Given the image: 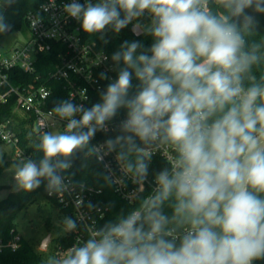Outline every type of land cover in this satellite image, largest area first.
Returning <instances> with one entry per match:
<instances>
[{
    "label": "clouds",
    "instance_id": "clouds-1",
    "mask_svg": "<svg viewBox=\"0 0 264 264\" xmlns=\"http://www.w3.org/2000/svg\"><path fill=\"white\" fill-rule=\"evenodd\" d=\"M63 10L105 43L108 29L129 25L152 43L120 44L111 56L116 77L100 74L109 83L99 102L54 106L66 129L43 132L35 145L42 158L16 165L15 188L28 193L46 182L49 194L64 192L70 158L121 110L107 151L119 149L138 184L147 183L153 155L166 164L138 207L43 264L264 261V0H71ZM10 28L0 13V33ZM63 224L77 227L70 217Z\"/></svg>",
    "mask_w": 264,
    "mask_h": 264
},
{
    "label": "built area",
    "instance_id": "built-area-1",
    "mask_svg": "<svg viewBox=\"0 0 264 264\" xmlns=\"http://www.w3.org/2000/svg\"><path fill=\"white\" fill-rule=\"evenodd\" d=\"M69 2L71 0H44L36 9L29 11L25 18L30 33L26 42L3 46L0 39V106L6 104L15 95L17 110L33 116V129L40 136L43 132L53 129L64 131L67 121L60 120L52 112L54 107H49L54 99L50 85L41 82L39 76L27 83L21 81L20 84H14L11 78L13 69L33 73L39 55L51 43L60 44L57 51L59 61L49 75L51 78L65 82L67 94L63 100L83 104L86 108L94 104L95 96L109 82V80H102L100 74L106 73L109 79H114L116 73L108 53L99 47L97 41L85 39L79 21L64 12L63 6ZM79 2L84 3L85 0H79ZM92 2L95 3L97 0ZM104 57H107V60ZM76 118L78 119L79 116ZM124 118L125 114H119L108 123L106 130L99 132L117 131V126ZM106 140L100 139L94 145L93 152L115 186V190L128 202L134 203L139 200L137 197L141 198L146 188L155 187L154 175L149 173L147 183L134 182L132 175L126 172L125 162L117 159L118 150L107 151ZM0 142L14 148L18 156L27 157L20 147L19 134L10 125V121L1 116V113ZM155 155L163 158L160 153ZM63 175L66 190L60 194H49V196H54L62 207L71 208L73 216L82 221L88 231L97 228L89 204L93 194L101 190H95L85 184L78 185L67 174L63 173ZM103 214L104 212L101 211L100 217ZM22 238L23 235L16 227H13L8 240L4 241L0 238V249L10 247L16 250ZM62 255L63 253L60 254Z\"/></svg>",
    "mask_w": 264,
    "mask_h": 264
},
{
    "label": "trees",
    "instance_id": "trees-1",
    "mask_svg": "<svg viewBox=\"0 0 264 264\" xmlns=\"http://www.w3.org/2000/svg\"><path fill=\"white\" fill-rule=\"evenodd\" d=\"M43 1L44 0H13V3L9 6L3 5L2 0H0V13L6 17V22L11 25L10 31H12L15 28L21 27L23 24L27 25L25 19L27 13L36 9ZM261 23L264 24V17L261 18ZM6 33L7 32L0 33V39ZM83 35L87 40L97 41L99 47L107 52L110 57L115 51L119 50V46L124 40L141 39L145 45H150L152 43L150 37L134 36L131 31V25L121 30L120 33H114L111 29H108L105 34L107 43L100 38L99 34L93 35L83 32ZM60 46L61 45L58 43H51V45L39 55L36 62V69L33 73H26L19 69H13L11 71V78L14 84H20L21 81L27 83L36 76H39L41 82L50 85L53 89L54 99L49 104V107H54L59 102L63 101L67 94L65 82L63 80L51 78L49 75L59 61L57 51ZM95 97L93 103L99 102V93ZM0 113L4 119L10 121V125L19 134L20 147L23 149L24 154L27 155V158L39 162L42 158V153L36 149L35 145L39 143L40 135L33 129V116H29L17 110L15 95H13L6 104L0 106ZM119 114H125L124 110H121ZM117 134L118 130L114 132L98 131L84 149L77 150L73 154L70 158V167L63 171L74 183L78 185L85 184L86 186L93 187L95 190H101V192L93 194L90 203L92 206H89L92 217L96 220L97 228L110 220H115L118 215L123 214L126 216L134 208L138 207L140 200L152 191L150 187L146 188L141 198L131 203L115 190V186L103 169L101 163L97 160L93 149L94 145L100 139L114 138ZM117 150L119 151V149ZM165 164L166 161L164 158L160 155H153L149 173L154 175V172L159 171ZM6 165L7 163L0 165V173ZM3 188L4 185L0 184V190ZM38 194L45 195L51 203L58 208L63 221L65 217H70L77 225L74 231H66L64 235L56 238L54 256L59 257L61 253H64L65 250L69 249L74 244L81 242L82 239H87L89 234L88 228L82 221L77 220L73 216L71 208L62 207L54 196H49L46 182L42 183L38 189L32 192L25 193L19 190H13L10 191L5 198L0 199V238L6 241L11 237V229L16 227L15 219L17 214L27 205L35 202ZM98 208H100V210H98ZM101 211H103L104 214L100 217ZM165 212L170 215L171 209L165 206ZM44 261L43 256L38 253L33 245L24 237L16 250L10 247L0 249V264H43ZM254 264H264V261H256Z\"/></svg>",
    "mask_w": 264,
    "mask_h": 264
},
{
    "label": "rangeland",
    "instance_id": "rangeland-1",
    "mask_svg": "<svg viewBox=\"0 0 264 264\" xmlns=\"http://www.w3.org/2000/svg\"><path fill=\"white\" fill-rule=\"evenodd\" d=\"M29 34L28 26L23 24L10 33H6L1 38V43L3 46L20 44L28 40ZM58 131L52 130V132ZM26 159H28L26 156H18L11 146L0 142V161H2L0 165L7 163L0 173V184L4 185V188L0 190V199L5 198L10 191L17 190L14 181L16 165ZM15 223L18 231L43 256L44 260L49 255L54 256L56 238L66 233L58 208L43 194H38L35 202L27 205L17 214ZM49 234L52 236L49 247L42 249L40 245Z\"/></svg>",
    "mask_w": 264,
    "mask_h": 264
},
{
    "label": "water",
    "instance_id": "water-1",
    "mask_svg": "<svg viewBox=\"0 0 264 264\" xmlns=\"http://www.w3.org/2000/svg\"><path fill=\"white\" fill-rule=\"evenodd\" d=\"M7 33H10V29L7 31ZM47 237H49L50 238V240H51V238H52V236H51V234H49ZM48 243V241H43L42 242V244H47ZM42 249H46V248H43V247H41Z\"/></svg>",
    "mask_w": 264,
    "mask_h": 264
},
{
    "label": "flooded vegetation",
    "instance_id": "flooded-vegetation-1",
    "mask_svg": "<svg viewBox=\"0 0 264 264\" xmlns=\"http://www.w3.org/2000/svg\"><path fill=\"white\" fill-rule=\"evenodd\" d=\"M11 32V31H10Z\"/></svg>",
    "mask_w": 264,
    "mask_h": 264
}]
</instances>
